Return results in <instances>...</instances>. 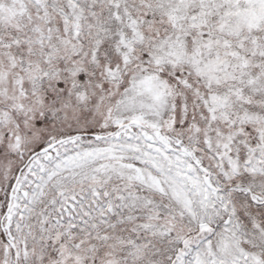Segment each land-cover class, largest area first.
<instances>
[{"label": "snow or ice", "instance_id": "obj_1", "mask_svg": "<svg viewBox=\"0 0 264 264\" xmlns=\"http://www.w3.org/2000/svg\"><path fill=\"white\" fill-rule=\"evenodd\" d=\"M0 264H264V0H0Z\"/></svg>", "mask_w": 264, "mask_h": 264}]
</instances>
